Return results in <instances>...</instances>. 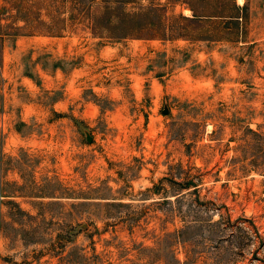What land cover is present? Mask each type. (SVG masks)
<instances>
[{"label": "rangeland", "instance_id": "1", "mask_svg": "<svg viewBox=\"0 0 264 264\" xmlns=\"http://www.w3.org/2000/svg\"><path fill=\"white\" fill-rule=\"evenodd\" d=\"M0 264H264V0H0Z\"/></svg>", "mask_w": 264, "mask_h": 264}, {"label": "water", "instance_id": "2", "mask_svg": "<svg viewBox=\"0 0 264 264\" xmlns=\"http://www.w3.org/2000/svg\"><path fill=\"white\" fill-rule=\"evenodd\" d=\"M163 112H164V113H166V112H167V108H166V107L164 108Z\"/></svg>", "mask_w": 264, "mask_h": 264}, {"label": "trees", "instance_id": "3", "mask_svg": "<svg viewBox=\"0 0 264 264\" xmlns=\"http://www.w3.org/2000/svg\"><path fill=\"white\" fill-rule=\"evenodd\" d=\"M195 15V14H194Z\"/></svg>", "mask_w": 264, "mask_h": 264}]
</instances>
